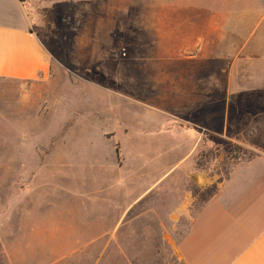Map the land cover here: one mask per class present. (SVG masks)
Listing matches in <instances>:
<instances>
[{"label":"rangeland","instance_id":"obj_1","mask_svg":"<svg viewBox=\"0 0 264 264\" xmlns=\"http://www.w3.org/2000/svg\"><path fill=\"white\" fill-rule=\"evenodd\" d=\"M19 4L51 67L0 78V264H183L264 159V0Z\"/></svg>","mask_w":264,"mask_h":264},{"label":"crops","instance_id":"obj_2","mask_svg":"<svg viewBox=\"0 0 264 264\" xmlns=\"http://www.w3.org/2000/svg\"><path fill=\"white\" fill-rule=\"evenodd\" d=\"M6 2H13L14 8H0V78L33 80L44 77L50 72L51 57L38 29L32 27L27 15L24 16L25 8H17L19 0ZM184 58L203 61L198 54ZM205 91L208 85L199 89L200 93ZM256 165L259 170H252ZM231 185L236 195L225 201L223 209L226 212L220 217V222H224L222 228L199 230L197 223L201 216ZM176 251L183 264H264L263 158L235 167L230 177L219 184L217 192L191 219Z\"/></svg>","mask_w":264,"mask_h":264},{"label":"trees","instance_id":"obj_3","mask_svg":"<svg viewBox=\"0 0 264 264\" xmlns=\"http://www.w3.org/2000/svg\"><path fill=\"white\" fill-rule=\"evenodd\" d=\"M228 153H230V155H232L233 158H239L240 157V153L238 151V147L236 146L235 149H229ZM219 182H222V180H220ZM218 190V186L216 184H212L211 186H209L207 188L208 191V197L206 199V201H208Z\"/></svg>","mask_w":264,"mask_h":264}]
</instances>
